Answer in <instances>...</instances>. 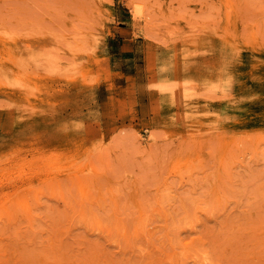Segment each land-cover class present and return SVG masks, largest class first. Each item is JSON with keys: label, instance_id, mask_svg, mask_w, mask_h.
<instances>
[{"label": "rangeland", "instance_id": "374dc122", "mask_svg": "<svg viewBox=\"0 0 264 264\" xmlns=\"http://www.w3.org/2000/svg\"><path fill=\"white\" fill-rule=\"evenodd\" d=\"M261 61L264 0H0V264H264Z\"/></svg>", "mask_w": 264, "mask_h": 264}, {"label": "bare ground", "instance_id": "6f19581e", "mask_svg": "<svg viewBox=\"0 0 264 264\" xmlns=\"http://www.w3.org/2000/svg\"><path fill=\"white\" fill-rule=\"evenodd\" d=\"M138 32V31H137ZM195 63V62H194ZM243 71L246 74V78L248 80V83H250L251 86H249L250 89L255 92V95L258 97L264 94V61H261L259 63H248L244 65ZM172 92V90H171ZM174 94V93H173ZM76 130L72 134L75 133ZM91 133H94L91 131ZM87 134H90L89 132ZM140 137V135H139ZM144 137V136H142ZM76 169V167H75ZM78 169V167H77Z\"/></svg>", "mask_w": 264, "mask_h": 264}]
</instances>
